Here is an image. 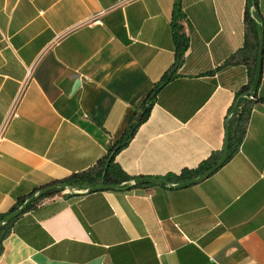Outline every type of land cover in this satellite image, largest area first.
Segmentation results:
<instances>
[{
	"label": "crops",
	"instance_id": "1",
	"mask_svg": "<svg viewBox=\"0 0 264 264\" xmlns=\"http://www.w3.org/2000/svg\"><path fill=\"white\" fill-rule=\"evenodd\" d=\"M179 1L182 59L114 159L133 180L217 162L254 75L264 0L257 18L247 0ZM174 3L0 0V218L119 141L175 63ZM247 98L244 135L207 179L44 198L0 229V264H264V43L261 101Z\"/></svg>",
	"mask_w": 264,
	"mask_h": 264
},
{
	"label": "trees",
	"instance_id": "2",
	"mask_svg": "<svg viewBox=\"0 0 264 264\" xmlns=\"http://www.w3.org/2000/svg\"><path fill=\"white\" fill-rule=\"evenodd\" d=\"M256 6V2H255ZM257 8V7H256ZM247 13L250 17L259 16V13H256L253 9H247ZM181 11H180V1L175 0L174 3V9H173V33H174V39L176 43V59L175 63L169 70H167L161 77V79L157 82V84L154 86V88L149 92V95L145 98L143 101V104L141 106V110L138 114L135 115L133 118V121L129 124L127 130L123 134V136L119 139V141L113 145L106 155L97 161L95 166L91 168L90 170H87L85 172L73 174L69 178L58 181V182H65L68 185H70L72 188L76 189H84L82 187H91L98 184H107V185H118V186H127V184L131 181H133L132 178H129L126 176L115 164L114 159L115 156L119 151H121L123 148H125L129 142L131 141L132 137L134 136L137 128L141 123H143L151 110V107L153 105L154 99L157 95L158 90L166 84L168 81H170L177 70L178 63L181 61L184 51V42H183V36L179 33L180 26L176 23V21L180 18ZM255 34L257 36V31L255 30ZM249 88V86H245L241 89L239 92V95L236 98V101L238 97L241 95L242 92L246 91ZM250 97H252L251 104L261 101L259 98H256V91L251 93ZM249 98L244 97L241 98L238 102L237 108L234 111L233 115L230 118L229 121V136H230V142H229V151H228V157L227 160L232 156V154L236 151L238 143L241 141L244 132H245V122L247 120L249 110L251 105H247L246 102ZM235 101V103H236ZM234 106V105H233ZM232 110V108H231ZM216 164V160L213 161H206L203 164L199 166V168L195 170H185L181 172L180 175H169L166 177V180L171 183H182L189 181L193 179L194 177H197L207 170H209L211 167H213ZM63 190H56L54 192L48 193L33 202H31L25 211H27L29 208H31L35 203L38 201L51 197L57 193L62 192ZM7 215H3L0 218V222L6 217Z\"/></svg>",
	"mask_w": 264,
	"mask_h": 264
},
{
	"label": "water",
	"instance_id": "3",
	"mask_svg": "<svg viewBox=\"0 0 264 264\" xmlns=\"http://www.w3.org/2000/svg\"><path fill=\"white\" fill-rule=\"evenodd\" d=\"M248 8L253 9L256 13H258V10L255 6V0H247ZM263 43H264V24L262 20H260V24L258 26V52H257V59H256V67L254 71V75L252 78V82L250 87L241 93V95L238 97L236 103L234 104L229 116L228 120L226 122V134L224 138V144L223 149L220 155L219 160L216 162V164L211 167L209 170L204 172L203 174L189 180L186 182L178 183V184H170L167 180L160 179V178H140L133 180V182L127 186H118V185H107V184H98L95 186H91L86 188L82 192H77L72 189L70 185H68L65 182H55L53 184H50L46 187H43L39 189L36 193L32 194L30 197H28L18 208H16L14 211L9 213L1 222H0V229L7 223L11 222L13 219H15L17 216L22 214L27 206L33 202L34 200L48 194L51 192H54L56 190H63L67 191L70 194L73 195H83V194H90L94 192L99 191H127L129 189H132L137 186L141 185H153V186H169L172 188H183L188 187L194 184H197L205 179H207L210 175L215 173L223 164L227 161L228 157V151H229V142H230V136H229V121L231 116L233 115L234 111L237 108L238 102L241 98L248 97L251 95V93L255 92L257 89V86L259 84L261 71H262V49H263Z\"/></svg>",
	"mask_w": 264,
	"mask_h": 264
},
{
	"label": "built area",
	"instance_id": "4",
	"mask_svg": "<svg viewBox=\"0 0 264 264\" xmlns=\"http://www.w3.org/2000/svg\"><path fill=\"white\" fill-rule=\"evenodd\" d=\"M14 107L15 106H13V108H12V110H11V112H10V114H9V116L11 115V116H13V117H16L17 116V114L14 112Z\"/></svg>",
	"mask_w": 264,
	"mask_h": 264
}]
</instances>
